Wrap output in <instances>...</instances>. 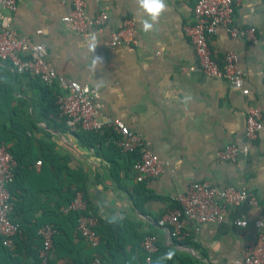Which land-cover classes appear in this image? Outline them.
Listing matches in <instances>:
<instances>
[{
    "label": "crops",
    "instance_id": "0c3cea01",
    "mask_svg": "<svg viewBox=\"0 0 264 264\" xmlns=\"http://www.w3.org/2000/svg\"><path fill=\"white\" fill-rule=\"evenodd\" d=\"M194 2L166 0L167 10L154 30L146 33L140 27L143 12L136 0H85L88 18L102 9L108 12L94 53L89 51L90 41L62 21L71 10L69 0H20L12 14L2 10L12 16L21 35L45 45L47 59L58 74L96 87L102 115L119 118L142 135L165 163L158 177L136 181L128 156L110 147L108 140L88 145L78 138L76 129L67 127L54 108L55 92L60 91L57 85L46 89L36 78L0 61V88L8 84V107L15 123L3 142L21 160L16 162L12 186L13 222L26 229L51 223L56 213L66 212L70 192L75 190L82 192L89 213L97 218L96 226L102 221L108 228L112 220L114 229H119L110 243L102 241L103 247L112 250L104 248L99 253L105 264H145L140 244L148 233L157 235L158 260L166 264H243L244 248L257 238L252 222L264 220V1L239 0L233 17L240 27L256 28L257 43L233 40L222 28L209 42L219 62L229 50L238 53L247 95L226 80L207 77L197 67L184 30L193 21ZM126 17L135 19L136 44L111 48L109 34ZM94 56L102 61L95 69ZM251 104L262 113L258 138L248 142L246 155L235 161L219 160L217 153L225 145L245 143ZM13 130H23L22 137ZM192 180L246 188L257 203L230 207L220 223L196 228L186 221L191 237L176 240L157 220L176 205L177 195ZM144 196L147 199L141 201ZM240 218L249 224L235 226L233 221ZM14 239L7 247L10 251ZM74 242L79 255L74 251L57 258L52 247L54 264H72L73 257L92 255L93 249L83 240L75 236ZM33 247L30 252L13 253L17 264L34 263ZM168 252L174 253L171 259L165 258ZM7 260L0 248V263Z\"/></svg>",
    "mask_w": 264,
    "mask_h": 264
},
{
    "label": "built area",
    "instance_id": "2783aa9c",
    "mask_svg": "<svg viewBox=\"0 0 264 264\" xmlns=\"http://www.w3.org/2000/svg\"><path fill=\"white\" fill-rule=\"evenodd\" d=\"M19 1L0 0V61H7L17 73L36 78L47 89L57 85L60 91L55 92L54 105L68 128L114 132L115 146L121 154L131 156L130 164L136 181L158 177L164 171L165 163L142 135L132 130L121 119L102 115L98 89L58 74L47 59L45 45L17 31L10 14L16 11ZM69 1L71 10L62 17V21L69 24L71 30L83 39L89 40L91 34L98 38L108 21L106 9L88 18L85 0ZM238 1L195 0L193 21L186 24L184 30L193 45L200 71L211 79L226 80L243 95H247L249 90L244 86V73L239 67L238 53L229 50L219 62L212 56L209 47L211 37L221 28L226 30L233 40L244 38L257 43L255 27H240L233 23ZM134 20L133 17H126L110 32L108 44L111 48L136 44ZM262 128L260 108L254 104L249 105L244 131L245 143L225 145L218 151V159L235 161L241 154L246 155L249 152L248 142L255 141ZM16 165L10 149L5 142L0 141V240L6 247L13 245V239L19 232L18 224L10 218L14 202L9 186L14 181ZM246 202L253 205L257 203L246 188L234 185L220 187L207 180H192L187 183L185 191L177 195L176 205L157 220V225L166 227L176 240H185L191 237V233L184 226L186 221L196 228L202 223H220L225 221V214L230 207ZM67 210L78 212L76 229L85 244L93 249L90 264H105L96 250L102 240L95 228L97 218L87 211L82 192H76ZM233 224L246 227L249 221L240 218L235 219ZM252 224L257 230V238L255 243L244 248L243 264H264V220L256 218ZM37 233L41 237L38 264H49L53 236L57 229L52 223H45L39 227ZM140 245L145 255V264H162L154 260V255L159 250L156 234H146Z\"/></svg>",
    "mask_w": 264,
    "mask_h": 264
},
{
    "label": "trees",
    "instance_id": "16d2710c",
    "mask_svg": "<svg viewBox=\"0 0 264 264\" xmlns=\"http://www.w3.org/2000/svg\"><path fill=\"white\" fill-rule=\"evenodd\" d=\"M7 94H8V84H6L5 86H1L0 88V141H5V139L7 138V135H6L7 131L10 130L11 125H15L13 121V114L10 112V109L8 107L9 102H8ZM54 108L56 112H58L55 105H54ZM12 132H14V134L18 138H20L22 137L24 131L23 130L22 131L13 130ZM75 132L78 138L83 143L88 144V145L89 144L93 146L97 144L102 145L105 140H108L110 147H113L114 149H116L118 153H120L119 149L113 143V139L116 137V134L112 132L111 130H104L103 132H95V131H88V130L79 128V129H76ZM11 153L13 157L17 160L16 162L20 163L21 160H20V157L18 156L19 153L12 152V151ZM130 160H131V156H128V161L130 162ZM14 172L16 175V167H15ZM12 186H13V182L10 184L9 188L13 196V202H14V194H13ZM76 188L77 190L82 191V188L80 187H76ZM75 194H76L75 190L70 192V196L68 197V200L65 205L66 212L61 211L59 213H56V217L50 220L51 223L55 225L57 229V233L53 236V250H55L57 258L62 257V256H70L72 253H74V251L77 252V255H79L80 253L78 250H76L77 244L76 242H74L75 236H77L79 239L82 240L81 236L79 235L76 229L78 212L67 210V207L70 204V202L74 199ZM145 199H147V196H144L141 201H144ZM136 202H138V200H136ZM13 209H14V206H13ZM87 211H89L88 207H87ZM114 223L115 221L110 220L108 222V228H107V225H105L106 227H103V222L101 221V223L95 227L97 233L101 236V239H102L100 245L96 248V250L99 253H101V251L104 250L105 248L103 247V244H102L103 243L102 241H104V238H105V242L110 243L111 239H113L116 235H118L119 229H116V228L114 229L113 227V225H115ZM43 224L45 223L38 224L35 227L29 228V229H26V227H23L22 225L19 226V232L17 233L14 239L15 247L13 251H10L6 246H4L0 240V248L2 250V254L4 256H7V259H8L6 263L4 264H17V258L15 257L17 255L15 254H19L23 252L24 249L30 252L29 248L31 244L34 245V247L31 249V255L34 258L33 264H38V250L41 246V237L38 235L37 231L39 227ZM20 229L23 234L20 233ZM22 237H25L26 239ZM105 249L108 250V252L112 251V250H109V248H107V245ZM157 253L154 255V260L162 264H166L158 260ZM91 259H92V255L89 257V253H88L84 256L82 255L81 257L80 256L73 257V263L72 262L71 263L72 264H90ZM49 264H54V260L50 259Z\"/></svg>",
    "mask_w": 264,
    "mask_h": 264
},
{
    "label": "clouds",
    "instance_id": "9594fccd",
    "mask_svg": "<svg viewBox=\"0 0 264 264\" xmlns=\"http://www.w3.org/2000/svg\"><path fill=\"white\" fill-rule=\"evenodd\" d=\"M136 2L138 8L143 12V18L140 19V27L142 31L146 33L153 31L155 25L167 10L166 0H136ZM89 41V51L94 53L98 46V40L95 34L90 35ZM100 63H102L101 58L94 56L92 61L93 69H95ZM173 255V252H168L165 254V258L171 259Z\"/></svg>",
    "mask_w": 264,
    "mask_h": 264
}]
</instances>
